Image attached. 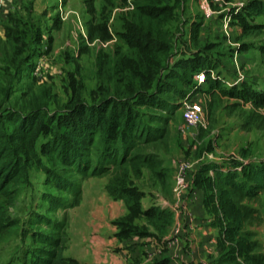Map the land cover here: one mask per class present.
<instances>
[{
    "label": "trees",
    "instance_id": "16d2710c",
    "mask_svg": "<svg viewBox=\"0 0 264 264\" xmlns=\"http://www.w3.org/2000/svg\"><path fill=\"white\" fill-rule=\"evenodd\" d=\"M182 1L134 0L132 9L120 18L121 31L111 33L103 15L105 22L97 21L96 0H82L90 17L86 41L114 42L105 49H92L97 52L90 81L77 66L66 75L61 92L46 83L15 90L17 78L23 75L21 66L30 62L31 46L39 47L43 33L29 8L24 15L17 12L7 17L6 49L0 54L12 57L14 65L12 72L4 70L6 79L0 81V243L18 234L19 223L9 217L8 209L18 188L29 185L32 168L44 174L45 185L72 197L67 206L60 197L45 196L49 214L79 205L82 187L73 177L105 179L106 193L124 200L130 212L140 211L148 183L168 189L170 172L159 152L168 150L166 127L181 107L173 99H190L197 92L200 86L196 88L195 76L212 70L205 54L215 48L200 42L194 24L190 60L172 63L181 47L188 48ZM244 11L264 18V2L248 0ZM263 26L243 24V35L256 34ZM217 83L207 73L206 85L215 89ZM255 93L242 84L224 94L250 100L261 109L264 95ZM251 115L246 130L262 129L264 119L258 121L255 111ZM240 165L233 162L224 171L214 164L203 165L197 170V180L207 191L214 188L225 222L220 230L219 263L239 264L238 257L244 264H264L262 245L252 230L263 220L259 210L248 204L264 195V161L246 160L238 171ZM210 169L213 181L207 176ZM42 222L46 230L27 233L21 252L0 264H80L63 256L65 217L62 221L43 217Z\"/></svg>",
    "mask_w": 264,
    "mask_h": 264
},
{
    "label": "rangeland",
    "instance_id": "374dc122",
    "mask_svg": "<svg viewBox=\"0 0 264 264\" xmlns=\"http://www.w3.org/2000/svg\"><path fill=\"white\" fill-rule=\"evenodd\" d=\"M104 1L105 0H96V17L98 23L105 22L103 19L104 16V18H106L105 23L110 26L111 33L121 31L122 22L120 18L125 13V11L121 9L126 6L129 0H106L108 2L107 7L109 13L107 9L104 10L105 7L101 10V5H106ZM133 1L131 0V2ZM236 1L238 3L248 2V0ZM259 1L264 2V0ZM82 3V0H21L19 3L15 4V10L10 13L11 17L18 15L17 12L24 15L25 10L29 8L33 18L39 23L37 26H40L43 33V38L39 47H33V44L31 46V51L34 53L30 62L21 66L23 75L17 78V80L20 81L17 82L15 90H25L27 86L31 84L37 87L46 83L48 86H54L57 92H61V86L66 75L69 72L72 73L77 66L81 69V73L85 79L90 81L94 71V55L97 52L92 49L105 48H102L98 42L89 43L86 41V23L89 22L90 17L85 13V6L82 5ZM115 8H119L120 10L114 11ZM242 14H244V12H242ZM250 21V24H264V18L262 17L252 18ZM214 24L208 28L210 37L211 28L214 27ZM6 25L8 26V21L0 23L1 54L3 49H6L7 33L4 29ZM233 36V39L237 40L238 36H235V34H233ZM210 39L220 40L224 44L223 39L220 38L219 35L217 37H211ZM113 42L111 44H113ZM245 42L247 46L244 51L248 52V55H246L247 61L244 60L243 62L246 63V66H249V69H242L241 65H239L241 70L240 74L242 76L240 85H249L250 88L256 92L255 94H262L263 96L264 26L255 35L246 36ZM49 44L50 46H48ZM225 44L226 48L232 49L228 43ZM220 46L223 47V45ZM85 48H89V51L87 52ZM189 48H192V46H188L187 49L186 47H181V50L178 48L179 51L172 63H175L177 60L189 61ZM191 50H193V48ZM217 50L218 49H209V52L205 54L207 62L210 63V68L217 76V87L215 86L213 90L206 84H203L197 89L196 93L189 96L192 101L199 102L203 109L204 122L198 129L197 136L191 137L188 134L189 131H186V134H181L177 131V128L181 125V107H179V110L176 112L174 119L170 121L168 129L166 127L168 131V150L166 153H159L164 160L165 166L170 167V170H172V165H175L179 160L189 161L192 165V170L195 169L194 172L201 166L209 164H214L215 166H228L233 162L243 164L242 161L238 160L240 158L243 160L264 161V125L262 129L252 127L249 130H244L242 126H239L240 122L245 123V121H248V118L252 116V111L258 114V121L260 118L264 119V107L261 109L255 108L254 110L253 105L251 107L244 99L234 98L224 94L230 89L227 83L233 84L239 76L233 69L232 57L231 60L226 59L227 61L225 64H223V59L222 63H220V56L217 57L213 55ZM1 54L0 81L6 79L4 70L7 69L9 73V68H11L12 72V66L14 65L12 57L7 58ZM39 60H41L42 64H40ZM7 62H9L10 66ZM228 63H230L231 67L228 66ZM213 65H215L216 68H213ZM38 66H40L41 75L40 79L36 80L32 74ZM178 72L182 71L178 69ZM230 75H232L231 78ZM14 80H16V78ZM208 88L211 92H207ZM14 94L18 95V92ZM242 95L243 94H241V96ZM186 97H184V100ZM182 100L178 101L174 98L173 102L181 106ZM210 102L211 108L209 107ZM162 116L165 118L167 117L164 114ZM158 126L162 128V125ZM232 154H235L238 159L232 156ZM44 180V174L40 170L32 168L30 171L29 185L18 188L17 197L13 205L8 209V215L11 219L19 223V231L17 235L14 234L0 243L1 262L21 252L24 247L22 238H25L27 233L46 230L42 222L43 217L50 218L51 220L55 219L57 221H62L65 217V229L67 230L68 221L73 214H76L78 210H80L77 208V205L72 208L60 209L56 211L55 214H49L47 212L49 204L45 201V196L51 195L56 198L60 197L67 206L71 202L72 197L58 191L52 185H45ZM103 180L105 183V179L81 180L78 177H73V181L80 184L83 192L84 190H89V188L98 189L103 183ZM154 187H151L148 183L144 189L145 191H154ZM248 204L259 210L263 220L258 230H256V239L262 244V252L264 253V195H262L259 200L249 202ZM67 233H65V235ZM29 243L30 235L26 238V245Z\"/></svg>",
    "mask_w": 264,
    "mask_h": 264
},
{
    "label": "crops",
    "instance_id": "0c3cea01",
    "mask_svg": "<svg viewBox=\"0 0 264 264\" xmlns=\"http://www.w3.org/2000/svg\"><path fill=\"white\" fill-rule=\"evenodd\" d=\"M20 1L10 0L9 4H4V10L9 9L10 15L15 10V4ZM205 1L213 11L210 18H206L204 14ZM246 3L224 0L222 4L215 5L211 0H183L181 4L187 46H191V26L197 24L200 42L213 44L214 50L218 49L213 55L220 56V63L223 59L225 64L226 59L231 60L232 57L233 69L238 76H241L239 65L242 69H249L243 62L247 61L248 52L244 50L247 46L245 38L249 35H243L242 25H262L250 24L252 18L261 17L247 15L244 11ZM104 4L106 5H101V10L105 7L104 10L107 9L109 13L106 0ZM131 4V0L127 1L121 10L130 11L126 8ZM118 10L120 9H114ZM226 17L230 21L224 28L223 21ZM212 24L214 27L211 28V37L219 35L224 44L228 43L232 49L226 48V44L220 40L210 39L208 28ZM107 29L111 32L109 25ZM233 34L238 36L237 40L233 39ZM189 49L193 51L192 48ZM228 66L231 67L230 63ZM37 68L39 72L34 77L40 79V66ZM246 103L251 107L253 105L250 100ZM253 109L255 110L254 106ZM246 122L239 124L244 130L247 128ZM232 155L237 158L235 154ZM238 160L245 164L250 159ZM240 164L238 171L243 165ZM174 166L173 164L172 170L167 167L170 178L166 191L159 186H155L154 191H143L140 211L130 212L124 200L111 198L104 190V180L98 189L82 191V198L77 206L80 210L72 215L67 223V230L65 229V233H68L63 256L80 264H220V230L225 222L218 209L214 188L207 191L202 183H198L195 169L188 178L187 187H177ZM218 167L222 171L227 168L226 165ZM207 176L213 181L209 173ZM258 228L252 230L257 232ZM236 260L239 264H244L238 257Z\"/></svg>",
    "mask_w": 264,
    "mask_h": 264
},
{
    "label": "built area",
    "instance_id": "2783aa9c",
    "mask_svg": "<svg viewBox=\"0 0 264 264\" xmlns=\"http://www.w3.org/2000/svg\"><path fill=\"white\" fill-rule=\"evenodd\" d=\"M213 4L220 5L224 2V0H211ZM10 0H0V23L2 21H5L9 15L7 10H4V4H9ZM131 5L126 8V10H131ZM204 10H205V17L210 18L213 15V11L210 9L209 4L207 1H205L204 4ZM230 19L226 17L223 21V27L226 28L228 25ZM114 41H108V42H100L99 45L102 48H106L108 45H110ZM39 70L36 68L35 72L33 73V76H37ZM207 73L209 74L210 79L216 80L217 76L212 70L207 71H200L195 76V82H196V88L199 86H202L203 84H206L207 82ZM242 77L239 76L236 81L233 84L227 83L228 87L233 86H240ZM181 125L177 128V131L181 134H186V131H189V135L191 137H196L198 133V129L202 126L204 120H203V109L199 102L192 101L191 99H185L181 103ZM234 156V155H232ZM192 173V165L187 160H179L176 162L174 166V181L177 187L180 188H186L188 185V178L190 174ZM211 178L213 177V169H210L208 171Z\"/></svg>",
    "mask_w": 264,
    "mask_h": 264
}]
</instances>
